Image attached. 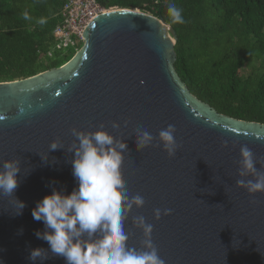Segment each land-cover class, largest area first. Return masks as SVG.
<instances>
[{
	"label": "water",
	"instance_id": "95a60500",
	"mask_svg": "<svg viewBox=\"0 0 264 264\" xmlns=\"http://www.w3.org/2000/svg\"><path fill=\"white\" fill-rule=\"evenodd\" d=\"M81 37L82 47L64 66L0 83V117H7L0 120V169L5 160H20L18 188L0 196V264H66L36 237L45 226L32 210L54 189L69 195L78 187L70 129L95 132L101 124L126 143L123 178L145 200L126 219L130 249L144 250L142 230L133 223L143 216L165 264H264V193L236 186L240 147L264 156V125L217 115L187 92L172 68L175 32L161 19L111 9L92 19ZM138 124L154 137L171 126L181 146L175 157L158 139L138 146ZM54 140L62 149L50 151ZM16 199L25 205L19 215ZM157 208L172 214L157 220ZM36 248L48 258L31 261Z\"/></svg>",
	"mask_w": 264,
	"mask_h": 264
},
{
	"label": "trees",
	"instance_id": "16d2710c",
	"mask_svg": "<svg viewBox=\"0 0 264 264\" xmlns=\"http://www.w3.org/2000/svg\"><path fill=\"white\" fill-rule=\"evenodd\" d=\"M67 0H0V83L67 64L78 50H57L52 32ZM138 10L176 35L172 68L187 92L217 115L264 125V0H96ZM175 3L183 24H173ZM32 17L25 21L22 13ZM46 18L39 25V18Z\"/></svg>",
	"mask_w": 264,
	"mask_h": 264
},
{
	"label": "clouds",
	"instance_id": "9594fccd",
	"mask_svg": "<svg viewBox=\"0 0 264 264\" xmlns=\"http://www.w3.org/2000/svg\"><path fill=\"white\" fill-rule=\"evenodd\" d=\"M167 7L172 23L183 24L181 11L176 4L169 3ZM22 17L25 21L32 19L28 11H24ZM36 23L45 25L47 19L41 17ZM20 112L23 113V109ZM3 119L7 117H0V120ZM127 123L125 120V126ZM111 127L118 129L120 125L113 121ZM103 129L104 124L95 132H83L75 127L70 129L71 135L78 141V144L74 141L68 149L74 153L71 163L78 187L69 195L54 189L51 195L37 203L32 210V217L35 221L43 222L45 231H37L35 235L46 241L51 253L63 257L66 264H165L152 241L153 226L143 216L133 217V223L142 230L143 239L140 244L144 250L137 251L128 247L127 216L133 206L143 207L145 200L140 195H134L123 178V153L128 151L126 143ZM134 133L137 136L136 143L141 148L153 146V141L158 139L169 158L175 157L181 147L171 126L160 130L158 137H154L144 124H138ZM221 146L228 147V142L223 141ZM57 149H62V146L59 140H54L50 144V151ZM240 157L238 175L242 179L236 181V186L246 189L250 195L264 193V156L257 158L247 145H242ZM256 164L262 170H257ZM19 172L18 158L3 161L0 169V196L14 195L19 186ZM248 176L252 179H243ZM17 202L19 211L16 214L19 215L25 205L21 201ZM162 213L165 216L171 215L172 210H153L157 220ZM47 258L48 252L45 249L30 251L29 259L33 262Z\"/></svg>",
	"mask_w": 264,
	"mask_h": 264
},
{
	"label": "built area",
	"instance_id": "2783aa9c",
	"mask_svg": "<svg viewBox=\"0 0 264 264\" xmlns=\"http://www.w3.org/2000/svg\"><path fill=\"white\" fill-rule=\"evenodd\" d=\"M111 10V9H108ZM96 0H67L60 10L59 22L52 32L57 50H78L82 32L96 16L106 13Z\"/></svg>",
	"mask_w": 264,
	"mask_h": 264
},
{
	"label": "rangeland",
	"instance_id": "374dc122",
	"mask_svg": "<svg viewBox=\"0 0 264 264\" xmlns=\"http://www.w3.org/2000/svg\"><path fill=\"white\" fill-rule=\"evenodd\" d=\"M113 9H116V8H113Z\"/></svg>",
	"mask_w": 264,
	"mask_h": 264
}]
</instances>
